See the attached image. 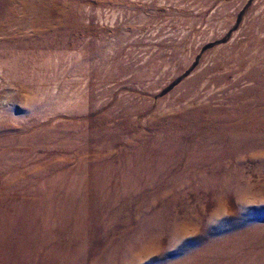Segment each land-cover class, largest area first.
I'll list each match as a JSON object with an SVG mask.
<instances>
[{"label": "rangeland", "instance_id": "1", "mask_svg": "<svg viewBox=\"0 0 264 264\" xmlns=\"http://www.w3.org/2000/svg\"><path fill=\"white\" fill-rule=\"evenodd\" d=\"M0 264H264V0H0Z\"/></svg>", "mask_w": 264, "mask_h": 264}]
</instances>
